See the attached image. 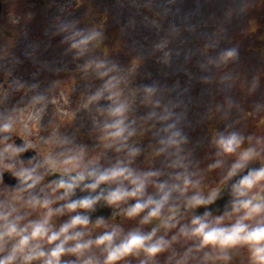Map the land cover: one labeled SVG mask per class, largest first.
Wrapping results in <instances>:
<instances>
[{
    "label": "clouds",
    "instance_id": "9594fccd",
    "mask_svg": "<svg viewBox=\"0 0 264 264\" xmlns=\"http://www.w3.org/2000/svg\"><path fill=\"white\" fill-rule=\"evenodd\" d=\"M78 23L62 22L58 31L65 33L66 51L83 58L76 71L90 81L91 130L113 155H90L76 132L61 128L36 140L25 133L18 142V105L0 100V182L5 170L16 178L0 196V264H134L125 259L131 256L139 258L135 264H160L158 254L169 250L166 264H192L194 250H202L195 264H230L240 244L247 245L254 264H264V191H253L264 189V135L231 124L215 129L207 169H219V183L206 190L205 170L187 148L177 105L165 101L158 82L133 86L127 68L103 47L102 26ZM237 54L236 48L224 49L208 63L219 66ZM12 84L31 90L29 104L44 109L50 103L49 89L41 90L39 82ZM226 103L236 104L230 97ZM138 105L148 110L138 113ZM256 108L264 110V103ZM149 130L153 139L145 145L141 138ZM142 156L149 166L137 163ZM254 161L260 166L250 167ZM226 186L222 212L198 211L217 201ZM101 203L113 207L111 217L136 222L126 227L103 215L93 218ZM37 209L43 212L33 215ZM60 217L66 218L58 223ZM96 226L104 230L94 233ZM182 238L193 241L183 252L174 246Z\"/></svg>",
    "mask_w": 264,
    "mask_h": 264
},
{
    "label": "rangeland",
    "instance_id": "374dc122",
    "mask_svg": "<svg viewBox=\"0 0 264 264\" xmlns=\"http://www.w3.org/2000/svg\"><path fill=\"white\" fill-rule=\"evenodd\" d=\"M16 3L24 9L6 13L5 28L0 31V73L11 76L12 82L29 79L34 83L37 67L47 74L70 67L76 70L83 58L77 61L64 45L53 43L65 34L58 31L59 25L72 20L81 28L101 25L103 47L127 68L128 81L133 86L158 82L165 101L177 105L175 110L189 136L187 148L205 170L204 181L211 182L206 183L207 189L219 183V169H207L214 158L209 153L215 151L210 143L215 129L231 124L264 135V110L256 108L257 103H264V0H14ZM36 34L42 40L34 39ZM228 48L237 49L235 58L219 66L208 63L209 57H218ZM225 76L228 78L222 79ZM77 78L65 86L64 96L58 89V98L54 84H47L55 97L46 108H37L39 117L36 106L28 103L31 90L27 87L22 102L11 101L5 106L18 105L19 134L26 133L35 140L55 130L47 127L48 117L60 114L64 118L66 114L62 124L67 126L65 130L76 132L78 140L89 146L90 155H102L107 160L111 152L91 130L95 111L90 102V81L80 72ZM12 82L8 88L12 89ZM229 97L236 102L231 108L226 103ZM217 105L223 107L217 110ZM147 110V106L138 105V113ZM146 134L153 139L151 130ZM257 190H262L259 185L253 189ZM42 212L37 209L33 215ZM103 230V226L93 228L94 233ZM235 252L241 254L230 264H254L247 245L235 246Z\"/></svg>",
    "mask_w": 264,
    "mask_h": 264
},
{
    "label": "water",
    "instance_id": "95a60500",
    "mask_svg": "<svg viewBox=\"0 0 264 264\" xmlns=\"http://www.w3.org/2000/svg\"><path fill=\"white\" fill-rule=\"evenodd\" d=\"M250 167H258V165L250 164ZM234 179H235V177H234ZM77 194L80 195L83 193L78 192ZM227 197H229V194L223 193V191H222V195L217 199V201H215L211 205L200 206V208L198 210L200 212H202L206 207H208V208H212L214 212H222L224 210ZM108 211H109V206L101 203L100 205H98L97 209L92 213L93 218L98 216V215L105 214Z\"/></svg>",
    "mask_w": 264,
    "mask_h": 264
},
{
    "label": "flooded vegetation",
    "instance_id": "af4514ba",
    "mask_svg": "<svg viewBox=\"0 0 264 264\" xmlns=\"http://www.w3.org/2000/svg\"><path fill=\"white\" fill-rule=\"evenodd\" d=\"M1 98H2V93H1Z\"/></svg>",
    "mask_w": 264,
    "mask_h": 264
}]
</instances>
